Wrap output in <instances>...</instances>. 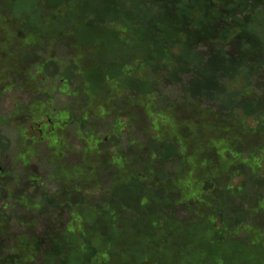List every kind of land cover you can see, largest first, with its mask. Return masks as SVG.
Listing matches in <instances>:
<instances>
[{"label": "trees", "instance_id": "obj_1", "mask_svg": "<svg viewBox=\"0 0 264 264\" xmlns=\"http://www.w3.org/2000/svg\"><path fill=\"white\" fill-rule=\"evenodd\" d=\"M6 1L10 3L7 12L15 18L19 17L20 22H26L28 19L37 22L45 21L49 12L44 9L46 5L44 0ZM138 1L145 6L152 4L157 20L168 24L167 33L155 26L152 35L155 40L154 51L160 54L156 58L157 64H161L158 69L160 67L159 71L168 72L167 78L160 79L163 81V87L166 88L168 84H172L174 91L171 95L177 100L175 92L181 91L185 82L189 83L186 92H195L197 109L202 111L201 106L205 105L208 108L204 110L205 112L221 116L218 118L224 121L222 124L225 129L218 131L215 136L222 150L228 149L224 147L229 141L226 130L231 127L230 123L234 126L233 153H226V160L220 166L221 156L219 153L209 152V142H205L200 146L203 166L200 165L198 169H187L185 168L187 159L195 156L192 148L187 146L184 148L186 151L183 152L170 139L162 143L160 148L170 145L173 154L169 153L167 159L161 162L162 157L154 152L155 164L170 163L173 167H179L177 176L166 171L168 179L162 185L167 192L164 199L167 202V210L173 215L172 217L145 215L144 223L140 222L138 228L134 221H132L133 227L128 225L129 221L125 226L118 219L119 205H115L118 208L116 209L112 208L114 204H111V212H105V208L108 207L107 201L100 199L105 198V188L94 203L91 197L85 195V188L87 190V187L95 188L97 178L94 184L86 185L87 187L85 183H82L75 185L73 191L67 190L64 198L71 195L72 200L67 201L59 196L60 186L67 184L66 177H71L72 172L75 174L74 169L80 162L70 166L66 163L52 165L53 172L57 173L49 176L47 182H40L29 167L21 170L18 175H11L8 172L4 176H1L0 169V180L6 182H0V264H179V257L170 258L164 254L161 255L158 252L159 249L152 244L161 236L160 231L171 230L172 226L181 223L186 229L194 230L196 232L194 235L198 239V243L193 245L185 242L188 246L185 256L187 264H264V178L262 177L264 175V88L259 87L256 81L264 76V7L262 8L264 1ZM225 3L227 5L222 7ZM89 17L92 18L93 14L88 15L86 21ZM124 30L128 33L133 31L129 25ZM108 31L115 34L113 29ZM40 32L42 31L36 26H30L28 23L24 25L23 40L28 38L31 42L28 45L24 42L23 46L34 48L37 45L52 43L49 40H40ZM162 34L169 37V40L161 42L159 38L163 37ZM170 37H176V40L171 41ZM129 49H131L130 44L121 42L117 37L115 41L108 43L107 51L110 56L108 66L89 69L86 68V63L84 67L73 63L72 67L69 65L64 68V76L57 71H54L52 75L55 80L59 79L68 84L64 86L65 91L69 86L76 85L75 96L83 93L95 99L106 97L107 76L117 79L130 99L134 96L155 95L158 80L148 79L147 76L142 81H134L126 74L125 69L132 65L134 58V54L131 55ZM135 50L138 54L144 53L145 43L138 42ZM231 60H234L235 64L230 63ZM212 61H217L220 67L214 76L216 86L210 90L198 84L194 87L196 84L194 77L201 75L204 67ZM145 66L148 67V63ZM73 69H76L75 72ZM81 71L87 72L80 75ZM239 80L243 82V85L239 83ZM238 84L242 86L243 91L234 92V96H230L229 87L234 85L235 91ZM84 85H87L88 89H84ZM252 87L260 90V95H252L250 91ZM40 103L43 106H40ZM47 104L49 105H44L39 99L38 102L32 103L26 112L36 119H48V123L42 128L51 129L49 139L53 141L57 154L60 149L58 145L64 142V130L78 124L79 134L82 135V130L88 123V117L85 115L86 117L76 119L72 111L53 116L51 114L54 111L51 108L53 102L50 100ZM46 107L48 109L45 113ZM153 108H156L155 105ZM59 117L67 118V122L55 131L56 123L54 122ZM249 119L256 123V127L243 128ZM92 132L95 134L94 131ZM42 138L47 139L45 131ZM134 145L135 142L126 149L136 148L137 145ZM107 146L118 153L122 144L117 135L113 140L104 137L94 144L97 152L102 155L104 167L106 169L112 167L110 170L115 171L117 170L114 162L116 157L113 158L112 164L103 159V155L108 151ZM147 155L148 157L141 159L142 163L151 161L152 152H148ZM244 156L247 158L244 159ZM125 158L127 155L123 153L119 159L124 161ZM23 159L25 160L24 157ZM177 159L181 160L179 165L176 163ZM151 171L155 172L152 169ZM214 173L212 182L215 186L207 185L203 178H208ZM235 177L241 179L238 187L229 184ZM139 179L141 180L142 177L139 176L137 182ZM46 184H50L53 188H45ZM215 187L217 190L213 198L209 192ZM163 188L160 190L161 195L164 192ZM144 190L148 195L154 193V187L144 186ZM148 195L145 194L141 199L146 198L149 202ZM193 195L201 196L206 201V206L201 209V217L196 214L198 202L181 201V198L187 200ZM141 199L134 202V206L127 210L140 214L146 212ZM232 202L240 203V209H237L233 219L227 222L224 218V208ZM67 213L71 221L68 227H64L63 218ZM73 216L80 217V232H68L69 225L75 219V217L72 218ZM172 219L176 222L173 223ZM211 220L215 221V224H212ZM11 224L16 225L17 233L9 234L8 228ZM144 228L148 230L147 233L136 234V239H133L132 230ZM241 233H246V237H240ZM175 234L178 236V233ZM121 236L124 238L123 242H121ZM169 238L172 237L169 236ZM188 238L191 240L189 236ZM104 253L108 257L107 261L101 258Z\"/></svg>", "mask_w": 264, "mask_h": 264}, {"label": "rangeland", "instance_id": "obj_2", "mask_svg": "<svg viewBox=\"0 0 264 264\" xmlns=\"http://www.w3.org/2000/svg\"><path fill=\"white\" fill-rule=\"evenodd\" d=\"M44 1L46 2L44 9L49 11L45 21L37 22L25 19L27 20L26 22H20L19 17L17 18L16 16L15 18L11 13L7 12L10 7L9 1L0 0L1 176L8 172L11 175H18L21 170L29 167L33 170L37 179H40V182H47L49 176L57 173L53 172L52 165L66 163L70 166L80 162L76 166L77 168H72L75 174L72 172L71 177H66L67 184L60 186L59 196L63 199L72 200L71 195L64 198V193L67 190L73 191L75 185L82 183H85V186L91 185L96 182L97 178L95 188L86 186L88 190L85 188V195L91 197L92 203H94L96 199H99L102 190L105 188L106 199L100 198L107 201L106 205L108 207L105 208V212H111V204H114L112 208H116L115 205H119V209H116H118V219L123 225L128 224L129 221L128 225L133 226L132 221H134L136 228H138L139 223H144V216L148 214L151 216L155 214L154 216L158 217L168 215L172 217L171 215L173 214H169L167 210V202L164 200L167 192L162 185L168 179L166 171L171 175L177 176L179 167H173L170 163L155 164L153 161L156 159L154 152L159 153V156L162 157L161 162H163L167 159L169 153L173 154V149L170 145L160 148L166 140L170 139L175 142L183 152L186 151L184 148L187 146L188 148L191 147L195 156L187 159L185 168L198 169L200 165L203 166L201 164L200 146L205 142H209L208 151L219 153L221 156L219 165L221 166L223 165L222 162L226 160V153H233L232 146L235 141L234 126L230 123L229 126L231 127L226 130L227 135H229V141L224 147L228 149L222 150V147L217 144L215 139L218 131L225 129L222 124L224 121H220L218 118L221 116L205 112L204 110H208L205 105L201 106L202 111L197 109L195 106V92H186V87L189 86V83L185 82L182 90L175 92L178 97L177 100L171 95V92L174 91L173 87H171L173 86L172 84H168L166 88L163 87V81L160 79L167 78L168 72L159 71L160 67L158 69L161 64H157L156 58L160 54L154 51L155 46L153 44L155 40L152 35L155 26L160 27L162 32L167 33L168 24L157 20V14L153 11L155 8L152 4L148 5V7L144 4L141 5L138 0ZM226 5L225 3L222 7ZM48 8L51 10H47ZM91 14H93V17H89V20L86 21L87 16ZM27 23L30 26H36L38 30L42 31L40 32V40H49L52 43H47L43 46L37 45L34 48L23 46L24 42L27 45L31 42L28 38L25 41L23 40L25 36L22 33V28ZM127 25L133 29L130 33L124 30ZM109 28L115 30L114 33L116 35L108 31L110 30ZM116 36L121 42H127V45L130 44V54H134L132 65L125 69L126 74L134 81H142L147 76L148 79L158 80L159 84L155 89V95L134 96L130 99L128 93L123 91L119 81L107 76L105 80L107 96L95 99L91 95L88 94L86 96L83 93L80 96H75L76 85L69 86L68 90L66 89L65 91L64 86L67 85L59 79L55 80L54 75H52L54 71L61 72L60 74L64 76V68L69 65L72 67L73 63H78L80 67H84L86 63V68L89 69L108 66L110 59L107 51L108 43L115 41ZM168 38L164 34L159 39L164 42L169 40ZM170 40L175 41L176 37H170ZM138 42L145 43L146 51L144 53L138 54L136 52L135 46ZM160 46L159 44V48ZM232 62L235 64L234 60L230 61V63ZM147 63L149 68L145 66ZM219 69L217 61L209 63L207 67H204V70L200 73L201 75L194 77L193 80L196 83H194V87L198 84L206 90L212 89L216 86L214 76ZM73 70L75 72L76 69ZM86 72L81 71L79 74L83 75ZM239 81L240 84L243 83L241 80ZM256 81L259 87L264 88V76H261ZM135 86L138 87L137 85ZM83 88L88 89V86L84 85ZM229 88L228 93L232 97L234 92L241 93L243 91L242 86L239 84L235 87V91L233 90L234 85ZM250 91L255 96L261 93L260 90L253 87ZM39 99L44 105H49L47 101L51 100L53 102L51 107L54 110L51 113L53 116H57L61 112L68 113L72 111L76 115V119H81L82 116L88 117V123L83 128L82 135L79 134L78 124L69 126L64 130V142L58 145L60 149L57 154L53 141L49 139L51 138L49 136L51 129L44 130L42 128L43 125L48 123V119L37 118V120L26 112L27 108L32 103L38 102ZM39 105L43 106L42 103ZM154 105L156 108H153ZM179 105L181 106L180 108L178 107ZM167 108L168 110L166 111ZM44 109L46 113L48 108ZM65 122H67L65 117L56 119L54 122L56 123L55 131L60 129V126ZM246 126L254 128L256 123L249 119L243 128H246ZM44 131L47 135L46 140L42 138ZM92 131L95 132L96 136ZM115 135L121 141V149L118 153H115L113 148H108V145V151L103 155V159L109 164H112L113 158L116 157L114 162L117 165V170L113 171L110 170L112 167H109V169L104 167L102 155L97 152L94 144L97 143V140L104 137H109L113 140ZM133 142H135L137 147L126 149ZM148 152L153 154L151 161L145 163L143 161L142 163L141 159L148 157ZM123 153L127 155L124 161L119 159ZM182 156L184 157V155ZM243 158L247 157L244 156ZM180 161L177 159V165H179ZM151 169L155 170L156 173L152 172ZM138 175L142 177L139 182H137ZM214 175L215 173L208 178H203V181L207 185L215 186L212 182ZM262 177L264 178V175ZM240 181L239 177H235L230 180L229 184L233 187H238ZM0 182H4V180H0ZM52 183L51 185L53 186L54 184ZM51 185L46 184L45 188L52 189L54 186L52 187ZM144 186L154 187V193L148 195L147 191L145 192L144 190ZM162 188L164 192L161 195L160 190ZM216 190L215 187L209 193L213 196ZM145 194L148 195L149 202L146 198L141 199ZM158 196L162 197V199H159ZM140 199L142 206L146 208V212L140 214L127 210V208H132L134 202ZM181 201L198 202L196 214L201 217V209L206 206V201L203 197L193 195L187 200L181 198ZM239 204L232 202L225 206L224 218L227 222L233 219L236 210L240 209ZM74 217V221L69 225V233L80 232L81 230L80 217L73 216L72 218ZM173 220V223L176 222ZM69 221L71 219L67 213L63 218L64 227H68ZM211 222L215 224V221L211 220ZM8 231L9 234H14L17 233L18 229L16 225L11 224ZM147 231L146 228L138 229L137 231L132 230V237L136 239V234L147 233ZM160 233L161 236L152 246L157 247L161 255L164 254L170 258L179 257V264H187V260H185L186 248H188L187 243L190 242L192 245L198 243V239L194 235L196 232L186 229L184 224L181 223L177 224V226H172L171 230H162ZM175 233H178V236ZM169 236L174 240L170 239ZM174 236L176 237L174 238ZM239 236L246 237V233H241ZM123 239L121 242H123ZM185 242H187L186 245ZM101 258L104 261L108 260L105 253Z\"/></svg>", "mask_w": 264, "mask_h": 264}, {"label": "flooded vegetation", "instance_id": "obj_3", "mask_svg": "<svg viewBox=\"0 0 264 264\" xmlns=\"http://www.w3.org/2000/svg\"><path fill=\"white\" fill-rule=\"evenodd\" d=\"M66 85L68 86V84L66 83Z\"/></svg>", "mask_w": 264, "mask_h": 264}]
</instances>
